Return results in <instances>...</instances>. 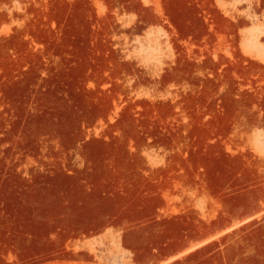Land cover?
<instances>
[{
    "label": "rangeland",
    "instance_id": "rangeland-1",
    "mask_svg": "<svg viewBox=\"0 0 264 264\" xmlns=\"http://www.w3.org/2000/svg\"><path fill=\"white\" fill-rule=\"evenodd\" d=\"M0 264H264V0H0Z\"/></svg>",
    "mask_w": 264,
    "mask_h": 264
},
{
    "label": "crops",
    "instance_id": "crops-1",
    "mask_svg": "<svg viewBox=\"0 0 264 264\" xmlns=\"http://www.w3.org/2000/svg\"><path fill=\"white\" fill-rule=\"evenodd\" d=\"M173 257H175V255L171 256L170 259H173Z\"/></svg>",
    "mask_w": 264,
    "mask_h": 264
}]
</instances>
